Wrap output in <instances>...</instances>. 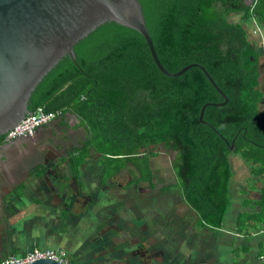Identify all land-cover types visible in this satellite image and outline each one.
<instances>
[{
	"label": "trees",
	"instance_id": "obj_1",
	"mask_svg": "<svg viewBox=\"0 0 264 264\" xmlns=\"http://www.w3.org/2000/svg\"><path fill=\"white\" fill-rule=\"evenodd\" d=\"M140 4L162 66L174 72L189 62L199 63L226 95L222 105L204 107L207 123L198 121L200 106L223 100L221 94L197 66L174 76L163 74L143 36L132 28L91 36L74 52L75 61L68 56L46 75L27 106L30 111L41 106L55 114L65 109L76 113L87 136L75 146L81 151L71 163L96 151L106 176L129 164L133 181L150 182L156 147L173 151L171 168L180 195L196 214L197 227L211 231L221 227L231 204L229 155L238 154L256 178L250 183L253 196L241 200L249 205L248 216L236 217L235 232L246 240L252 231L263 237L253 255L257 261L249 264H264V85L261 52L245 24L254 18L264 26V0ZM248 248L242 244L232 253Z\"/></svg>",
	"mask_w": 264,
	"mask_h": 264
},
{
	"label": "crops",
	"instance_id": "obj_2",
	"mask_svg": "<svg viewBox=\"0 0 264 264\" xmlns=\"http://www.w3.org/2000/svg\"><path fill=\"white\" fill-rule=\"evenodd\" d=\"M259 28L257 40L261 45L264 31L261 25ZM86 136L85 124L76 113L65 109L37 127L31 138L17 137L0 144V258L32 247H48L64 248L72 264H132L138 258L133 250L146 243L147 235L154 240L153 221H149V212L143 208L147 189L135 187L129 164L106 176L102 155L91 150L81 162L72 165L71 158L81 151L75 146ZM243 197L247 196L239 199ZM177 200L196 220L181 195ZM218 228V233L227 235V246L229 240L240 241L243 237L235 232V225L229 227L233 229L230 231ZM207 231L216 233L206 226L192 233L203 236ZM262 238L257 236V241ZM188 244L196 246L190 264L227 262L225 255L214 258L207 242L198 244L195 240ZM242 244L249 245L244 241L238 246ZM147 246L143 253L153 250L158 256H150L142 264H185L179 262L180 247L166 254L161 252L163 248ZM174 252L177 258L169 257Z\"/></svg>",
	"mask_w": 264,
	"mask_h": 264
},
{
	"label": "water",
	"instance_id": "obj_3",
	"mask_svg": "<svg viewBox=\"0 0 264 264\" xmlns=\"http://www.w3.org/2000/svg\"><path fill=\"white\" fill-rule=\"evenodd\" d=\"M253 0L245 2L251 4ZM134 29L149 49L156 67L174 76L197 66L221 101H206L198 112L202 119L206 105H222L226 95L199 63L189 62L170 72L160 63L146 29L140 0H0V134H4L25 114L39 83L87 39L104 30ZM233 150V138L228 143ZM28 264H59L51 258H38ZM132 264H137L132 261Z\"/></svg>",
	"mask_w": 264,
	"mask_h": 264
},
{
	"label": "rangeland",
	"instance_id": "obj_4",
	"mask_svg": "<svg viewBox=\"0 0 264 264\" xmlns=\"http://www.w3.org/2000/svg\"><path fill=\"white\" fill-rule=\"evenodd\" d=\"M232 17L236 18L238 17V15H233ZM245 24L247 26L248 35L250 34V36L253 39H256L255 42L258 48L261 50V53L263 55V56H260V62L262 63L261 64L262 65L261 66V69H262L261 76H263V80H264V48H262V43L264 45V36L262 40L263 42L261 41V45H260V42L257 40V36L261 35L260 29H259L258 34L253 35L251 28L248 25V21ZM261 27L264 31V26L261 25ZM259 46H261V48ZM52 145L54 146L55 142H53ZM156 148H157V156L153 157V163L156 168L155 177L159 176V178L157 177L158 180L156 181L159 182L161 180H164L162 179V177H160V175L163 174L162 172H164L165 170L169 168V163H168L169 161L167 160V156H165L164 154H160L161 152H164V150H162L163 149L162 146L159 145ZM229 161H230L231 170H232V176L229 179V184H230L229 193H230V200H231L230 205L232 207L229 208L230 207L229 206L226 209V212L224 214V217L221 223V227L224 228V231L226 230L230 231V229H232L229 227L235 225L236 217L246 219V217L248 216V206L249 205L248 203H245V202L242 203L241 202L242 198L239 199V197L240 196H250V197L253 196L254 189L250 186V183L253 182V180L256 178V176H251V174L248 171V166L240 159L238 154L230 153ZM172 173H173L172 178L176 180V176L174 172ZM172 180L173 179H171L170 181ZM162 198L164 199L163 196ZM169 198L171 197L168 196L167 200L171 201ZM147 205H145L144 203L143 208L148 210L150 209V207H148ZM167 207L168 209H166ZM166 208L157 209V210L152 209V212H150L148 215L152 218V219L150 218L149 221L150 222L153 221V224H151V227H152V232H153L152 236L154 238V240H152V244H150L149 246L155 245L157 247H160L161 249L163 248L164 250H161V252H164L166 254H169L170 252L175 251L173 248L180 247L179 249L181 248L182 249L180 252L177 253V254L179 253L181 254V256L178 255L180 257L179 262L187 264L191 261L190 257L193 256V253H192L193 248H196L195 244L189 245L188 244L189 242H186V240H189L187 238H190L191 241L197 240L198 244H204L206 242L209 243L210 253L216 259H219L220 257H223V255H225L227 262H224V264L226 263L233 264L232 262L234 260L238 261V264H249L250 262L254 263L257 261L253 257L257 249L255 247V243L257 242L256 232L252 231L251 236L248 237L247 240L244 239V237H242L240 240L241 242L238 241V239L229 240L230 241L229 244L232 245L233 247L232 246L230 247L229 244H228L229 246L228 247L227 246V235H225L224 232L218 233L219 228L215 230L216 233H210L209 231H207L208 233H205L203 236L199 234L195 235L192 232L198 231V230L200 231V228L197 227L196 223L192 222L190 224V228L193 231L191 232V230H187L186 226L189 223V221L192 220L193 214H190L189 210L179 201H178V207L176 206L175 209L173 207L170 208L169 206H166ZM228 209H230V211H228ZM153 212H158V213L156 216H152L151 214ZM188 232H191V233H188ZM257 232H260V231L258 230ZM219 234H220V237H217ZM259 234L263 235L261 233ZM193 235L195 236L196 239L192 237ZM244 241L247 244H249L248 251L238 250L237 251L238 254L234 256L232 253L233 252L232 249L238 248L239 247L238 244L244 243ZM198 244L197 246H199ZM211 246H214V249L211 248ZM213 250H215L216 252H213ZM170 256H172V258H175V257L177 258V255L175 252L170 254L169 257ZM192 264H196V263L192 262Z\"/></svg>",
	"mask_w": 264,
	"mask_h": 264
},
{
	"label": "built area",
	"instance_id": "obj_5",
	"mask_svg": "<svg viewBox=\"0 0 264 264\" xmlns=\"http://www.w3.org/2000/svg\"><path fill=\"white\" fill-rule=\"evenodd\" d=\"M249 24L252 33L258 34L260 28L257 21L251 18ZM54 116V112L45 111L41 106H36L4 133L3 141L17 137H32L37 127L47 123L54 118ZM38 258H51L56 260L59 264H72L64 248L53 249L48 247H32L22 253L7 254L0 258V264H28Z\"/></svg>",
	"mask_w": 264,
	"mask_h": 264
},
{
	"label": "flooded vegetation",
	"instance_id": "obj_6",
	"mask_svg": "<svg viewBox=\"0 0 264 264\" xmlns=\"http://www.w3.org/2000/svg\"><path fill=\"white\" fill-rule=\"evenodd\" d=\"M244 1L248 2V0H244ZM261 66L262 65H260V77H261L260 82L262 85H264L263 76H261V70H262ZM263 103H264V96L261 99L260 104H263ZM26 138H31V137H26ZM162 150H164V152H161L160 154H164L165 156H167V160L169 161L168 162L169 168L167 169L168 172H167V170H165L164 171L165 173L162 172L163 173V174H161L162 176L160 175V177H162V179H164V180H161L159 182L156 181L159 178V176H157L158 178L155 177L156 168H155V165L153 163V157L157 156V150H156V153L152 157H150L151 165H152V179H151V181L150 182L141 181V182L135 183V187H137L138 189H142V188L147 189L146 192H144L145 194H144L143 200L146 202V205L148 204L147 206L150 207V209H148L149 213L152 212V209L153 210L154 209H156V210L157 209H163V208H166V206H169L170 208L173 207L174 209L176 208V206L178 207L177 198L180 195V189L177 186V184H175L176 180L174 178H172L173 177L172 172H174V171L171 168V159L173 158L174 152L169 151V150H165V149H162ZM169 174H170V176H169ZM169 177H171V178H169ZM171 179H173V180L170 181ZM167 191H169V192H167ZM162 196L164 197V199L162 198ZM168 196L171 197V198H169L171 201L167 200ZM166 209H168V207ZM157 213L158 212H153L151 215L156 216ZM164 213H166V212H164ZM192 222L195 223V217H193L192 220L189 221V223L186 226L187 230H191V232L193 231L190 228V224ZM191 232H188V233H191ZM136 238L137 237H132V240H137ZM146 239H147L146 243H143L141 246H138L137 248H135L133 250V252L135 253L134 256L138 257L137 259H133L134 261L137 262V264H142L144 262V260L150 256H153V257L158 256V255H154L155 251H153V250H150L148 252L143 253L144 251H147V249H148L147 245L152 244V240L149 238L148 235L146 236ZM187 239H189V240H186V242H191L190 238H187ZM141 255H144L143 256L144 259L139 258V257H141Z\"/></svg>",
	"mask_w": 264,
	"mask_h": 264
}]
</instances>
